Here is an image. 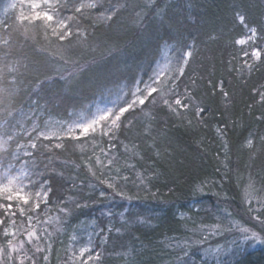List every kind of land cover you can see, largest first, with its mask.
<instances>
[{"label":"trees","instance_id":"16d2710c","mask_svg":"<svg viewBox=\"0 0 264 264\" xmlns=\"http://www.w3.org/2000/svg\"><path fill=\"white\" fill-rule=\"evenodd\" d=\"M81 2L41 3L40 11L70 25L71 36L60 41L43 21L18 19L32 11L28 0H0V89L13 93L0 104V125L10 122L15 133L0 152V177L26 173L22 186L33 201L47 181L43 191H50L39 214L69 208L50 264L59 258L72 264V255L61 257L68 256L72 237L85 236L82 229L94 242L82 259L99 254L89 264H181L186 245L192 264H200V249L192 247L193 238L202 237L197 227L229 226L246 183L264 196V0H94L96 8L77 13ZM112 8L113 19L101 20L100 13ZM252 48L261 50L260 59L251 56ZM165 66V90L174 88L167 98L179 96L187 109L173 105L172 111L150 98L125 115L111 138L98 128L86 136L115 157L121 174L128 175L132 164L143 176L140 182L130 172L128 181L118 182L124 196L106 198L115 190L105 182L91 186L101 178L92 172V152L83 149L75 125L105 109L118 111ZM37 129L49 139H37ZM11 203L15 216L0 209L1 245L8 237L4 229L12 220L26 223L29 213L21 216L17 202ZM21 204L32 208V201ZM224 262L264 264V244Z\"/></svg>","mask_w":264,"mask_h":264},{"label":"rangeland","instance_id":"374dc122","mask_svg":"<svg viewBox=\"0 0 264 264\" xmlns=\"http://www.w3.org/2000/svg\"><path fill=\"white\" fill-rule=\"evenodd\" d=\"M165 91L167 92V90ZM170 95L171 94L169 93L166 98ZM154 99L156 104H163L158 95H156ZM125 115L121 118L122 122L125 120ZM132 119L134 118L130 116L129 120L123 123V125L125 124L124 126L126 127L129 126ZM110 123L111 122L109 121V126ZM121 123L119 125H121ZM98 129L100 128L98 127ZM86 136L79 135V137L84 140L83 149L87 147L91 150L92 156L89 158V160H91L92 164L90 163V167L92 166V172L95 171L101 178L100 182L94 181V183L91 185L92 187L98 186L103 182L111 183L113 185L112 189H114L115 191L106 198H116V196H124L118 191L121 190L120 187H118L120 186L118 182L124 181V179L128 181L130 172L131 176L136 177V179L139 177L138 180L140 182H143V176L136 168L132 167V164L127 166L128 175L121 174V170L118 169V166L113 165L112 161L115 159V157L112 155H108L106 153L107 150L104 147H99L100 143H98L99 145L97 146L96 142L92 141V138L90 142L87 141L88 137ZM108 138H111L110 133L108 135ZM108 148L110 149L112 148V146H109ZM98 160L99 163L97 162ZM126 172L127 171H125L124 173ZM248 186L249 183H246L243 186V193L241 195L242 200L240 201L241 203L235 206V211L233 210L236 218L230 221L229 226L222 228V225L213 224L212 226H207V229H205L206 227L204 225L197 227L202 237L200 239L193 238L194 245L192 247L196 246L200 249V253H198L200 256V264L203 262H205L206 264H222V259L230 258L234 252H237L238 245L243 252L264 244L255 242L251 239H243L245 235L250 237L252 232H257L261 235H264V225H262L260 221L256 219V217H260L261 220H264V196L263 194L256 193L252 190L251 198H249L245 195L246 190H249ZM97 189L100 190V188ZM22 206H24V204ZM27 212H29L28 216L33 217L31 224H29L27 216L26 223H11L7 227L9 233L15 232V239L13 240L12 235H8L6 244H0V248L4 249L3 252H0V264H40V259H42V264H50V258H53L54 248L60 243L61 234L64 232V228L66 227L65 224L68 219L67 217L70 214V210L67 207H59V210L57 211L54 210L51 213H48V211H46L45 214H39L36 212V210L32 211L30 208H28ZM231 212L232 211L230 210V213ZM121 220L122 219L119 218V221ZM231 222L234 226L231 224ZM241 228H248L249 232L247 234L241 233ZM29 231L35 233V235L31 238L27 236V232ZM80 233H84L85 236L79 237L77 235L78 237L74 236L75 239H73L72 237L71 240H69V254L68 256H62L61 261H63L64 257L73 255V253L78 254L79 250L83 247L89 248L90 251L94 248L93 234L89 232L87 233L83 231V229L80 231ZM8 240H13V244L17 245V248L19 250L16 251L9 248L7 243ZM29 240H31V242H29ZM21 241H23L22 247H20ZM72 245H74V247ZM175 245L178 246L180 244L175 243ZM184 247L185 249L182 248V252L179 254V260L181 261V264H192L193 259L189 258L191 247H189L188 245ZM73 248L75 250H72ZM41 252L43 254L42 258L40 256ZM45 257H47V259H45ZM56 264H62V262H60V258L57 260Z\"/></svg>","mask_w":264,"mask_h":264},{"label":"snow or ice","instance_id":"6c2138e0","mask_svg":"<svg viewBox=\"0 0 264 264\" xmlns=\"http://www.w3.org/2000/svg\"><path fill=\"white\" fill-rule=\"evenodd\" d=\"M41 3L48 4L49 0H28V4L30 8L32 9V11L28 15L21 14V16L18 19L22 23L43 21L45 27L51 29V35L56 36L60 41H64L66 38L71 36L72 33L70 31V25H67L65 20L54 17V15L51 14L49 11H40L39 8H40ZM96 7H97V4L94 2V0H89V2L87 3H84L82 0L79 6L75 8V11L77 13H81L85 9H92ZM115 13H116V9L112 8L111 10L107 12L106 15L103 12L100 13V19L103 21L112 20ZM68 19L71 20L72 17H68ZM239 19L241 23L244 22L243 16H240ZM53 24L55 25L54 27H53ZM66 28L69 30H65ZM77 31L79 32V30ZM250 31L252 33V36L250 37V39L255 38L256 29L253 28ZM237 43L243 44L245 43V41L239 40L237 41ZM191 54L192 53L190 51L184 53L185 63L187 62V58L191 56ZM244 55L248 56L249 53L245 52ZM251 56L256 59H260L261 50H258L257 48H252ZM14 70L15 69L11 67L8 68V71H14ZM178 71L181 75L183 74L184 72L183 65H181L178 68ZM167 74H168L167 66H165L164 69H161L160 71L154 74L155 78H150V83H144L143 81H140L139 83H144V88L143 89L139 87L135 88V90L131 93L133 99L130 101H126L124 106L119 107L118 111H113L112 108L105 109L103 110L102 113L96 115L95 118L92 119L91 121L87 123L76 124L75 128L80 129L79 135L86 136L90 132L94 133L96 132L98 127L101 129L103 135H106V136L109 135V133H111L114 128H117L119 126V124L122 122L121 118L126 113H129L130 111L136 109L139 105H145L146 100H149L150 98L153 99V102H155L153 94H157L162 100V103L164 105H167L169 109H171L172 111H176V108H174L173 105L180 107V108L187 109L189 105L183 103L182 99L179 96H177V98L171 102L168 98H166V96L169 93L174 92V88H168L167 92L165 91V87L169 83V81L166 79ZM171 83L175 84V80H172ZM0 93H6V95H4L3 97H0V104H2L5 99H8L13 95V93L7 89H0ZM227 95L228 94L225 93V96ZM260 96L262 99H264V92H261ZM4 111H6L8 116L12 115L11 111H8L7 109H4ZM202 111H203L202 109H198L197 114L199 115ZM109 121L111 122L110 126L108 124ZM68 133L70 135L74 134V128H69ZM53 135L55 134L53 133ZM14 136H15V133L11 131L10 122L5 121L2 125H0V152H3L8 148L9 142L14 140ZM41 136L44 139H49V136L46 134L45 131L37 129V139ZM30 143H31L32 148L37 147V143L32 142L31 137H30ZM248 143L251 145L252 141L250 140L248 141ZM17 147H20V146L17 145ZM55 147L59 148L61 147V145L57 144L55 145ZM97 162L99 163V160ZM24 175H26V173L24 172H21L18 175H11V174L6 173L3 177H0V199H4L8 201V203L6 204L0 203V209H3L4 212L6 213V216L9 218L16 215L15 212L11 211V209L13 208V204L11 203L12 201L17 202L16 206L19 210L20 215L23 216L26 214L27 209L24 207H21L20 202H22L24 205H28L30 201H32L31 210L35 211L36 209L40 207V204L44 202L45 198H47L49 194L50 189L49 191H43L45 185L47 184V181H45L43 184H41V191H36L34 193L35 200L33 201L32 196L29 193H26L22 186V177ZM108 187L111 188L113 187V185L109 183ZM248 187H249V190H246L245 195L251 198V191L254 189L251 184H249ZM100 195L104 196L105 194L101 192ZM32 219H33L32 216H28L29 224H31ZM256 219L259 220L262 225H264V220H261L260 217H256ZM4 223H5V220L0 219V226H2ZM12 223L14 224L15 221L12 220ZM240 231L241 233L247 234L249 232V229L241 228ZM4 234L6 237L8 235H12L13 240L15 239V232L9 233L8 228L4 229ZM34 235H35L34 232H31V231L27 232V236L29 238H31ZM73 239H75V237H73ZM243 239L245 240L251 239L255 242L264 243V235H261L260 233H257V232H252L250 237L245 235ZM13 240L7 241L8 246L12 250L18 251L19 249L17 248V245L13 244ZM29 242H31V240H29ZM22 246H23V241L20 242V247ZM3 251L4 249L0 248V252H3ZM89 251H90L89 248L83 247L79 250L78 254L73 253V255L69 257V259L73 261V264H89L90 261H93L94 259L99 258V254H98L95 258L91 255H88L87 259H82L83 257H85V254L88 253ZM237 252H242V249L240 248L239 245L237 246ZM237 252H234L233 255H236ZM45 259H47V257H45ZM224 264H228V262H224Z\"/></svg>","mask_w":264,"mask_h":264}]
</instances>
